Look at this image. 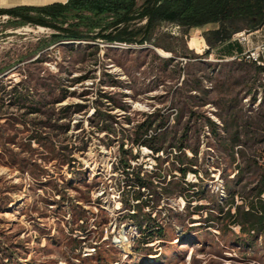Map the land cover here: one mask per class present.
Returning <instances> with one entry per match:
<instances>
[{"label": "rangeland", "instance_id": "374dc122", "mask_svg": "<svg viewBox=\"0 0 264 264\" xmlns=\"http://www.w3.org/2000/svg\"><path fill=\"white\" fill-rule=\"evenodd\" d=\"M10 20L0 17V264H264V70L204 54L212 23L186 34L162 23L153 37L165 50L100 39L45 47L51 28ZM29 75L21 87L43 112L18 132L12 87ZM81 75L89 78L71 82ZM62 89L67 98L52 103ZM74 103L87 107L54 122ZM43 113L52 114L46 135L67 150L5 142L13 134L24 142ZM151 113L148 134L164 147L157 154L130 139ZM9 150L26 158L24 168ZM127 161L129 176L141 172L150 184L141 189L142 232L130 214L138 186Z\"/></svg>", "mask_w": 264, "mask_h": 264}, {"label": "trees", "instance_id": "16d2710c", "mask_svg": "<svg viewBox=\"0 0 264 264\" xmlns=\"http://www.w3.org/2000/svg\"><path fill=\"white\" fill-rule=\"evenodd\" d=\"M5 14L10 16V23L14 26L33 24L51 28L53 32L44 44L45 47L52 44L76 42H85L88 46H91V42L100 39L110 43L127 44H143L148 41H154L157 47L171 50L154 40V32L162 23L175 24L181 27L185 34L190 29L202 28L206 24L212 23L216 26L203 33L208 45L204 54L209 55L214 50H218L224 56L232 57L235 53L242 52V50H239L242 47L241 43L233 39L234 34L240 31H254L264 24V0H142V2L140 0H67L64 3L53 2L43 6L0 8V15ZM93 47L97 51V47ZM235 48L237 51L233 53L232 49ZM256 67L264 70V67ZM87 78L89 77L81 75L71 82L81 83ZM33 80V77L29 75L26 80L22 79L12 87L13 94L10 102L12 106L23 110L20 114L12 113L10 117L12 128L18 132L20 129L16 126L17 124L27 126L29 122H34L30 119L27 120L26 116L43 112L40 107L41 102L34 101L32 98V89H30L29 85L25 86L24 89L21 87L25 82L30 83ZM69 93L68 89H62L59 97L53 99L52 103L64 101ZM86 107L84 103L67 104L61 108V114L57 115L54 122L58 123L59 120L70 116V113L82 112ZM93 114L99 118L98 124L101 129L111 131V125H108V122L112 121L108 118L110 115L102 114L96 106ZM46 115L47 118L45 120L35 122L30 135L24 138V142L18 141L16 134L5 137V142L14 144L26 151L28 148L31 149L32 143H36L50 152L57 151V148L58 151L61 150L62 152L67 150L66 145L57 146L52 141L51 136L46 135L44 129L51 127L52 114ZM155 121V113H151L146 119L138 123L130 139L134 146L138 148L148 147L153 153L157 154L160 151H164L159 134H148ZM208 123L212 127L216 125L210 120H208ZM163 124L165 123H158V126L163 127ZM60 126L63 127V132L69 130L68 124H60ZM119 149L122 155L127 152V149L124 148V143H121ZM9 153L12 160L24 168V164L27 161L26 158L21 157L14 150H9ZM63 157L61 158L62 161H66L69 164L71 159ZM120 161H123L121 156ZM33 165L36 166V164ZM124 165V171L126 172L129 171L126 168L132 167L128 161ZM181 170L184 174L187 171L186 168ZM127 175L138 186V191L133 195V200L137 202L132 204L133 212L130 214L139 222L137 226L142 232V223L139 219L143 209L142 205H140L143 202L141 189L148 188L150 184L147 182L146 177L141 175V172L132 174V177L129 176V172H127ZM262 192H264V182L259 193ZM123 202H125L124 199ZM136 207L138 211L135 210ZM142 217L143 220L151 218L150 216L146 217L144 214H142ZM259 218L261 220L264 219L263 216ZM147 224L149 227L151 226L150 223Z\"/></svg>", "mask_w": 264, "mask_h": 264}, {"label": "built area", "instance_id": "2783aa9c", "mask_svg": "<svg viewBox=\"0 0 264 264\" xmlns=\"http://www.w3.org/2000/svg\"><path fill=\"white\" fill-rule=\"evenodd\" d=\"M2 18H10L9 15H0ZM242 45V52L234 56L248 55V62L262 67L264 61V24L254 31H240L234 34ZM233 36V39H235Z\"/></svg>", "mask_w": 264, "mask_h": 264}, {"label": "crops", "instance_id": "0c3cea01", "mask_svg": "<svg viewBox=\"0 0 264 264\" xmlns=\"http://www.w3.org/2000/svg\"><path fill=\"white\" fill-rule=\"evenodd\" d=\"M66 1L67 0H0V8L5 9V8L18 7V6H43V5L53 3V2H63L64 3ZM239 50H242V47H240ZM236 51H237L236 48L232 49L233 53H235Z\"/></svg>", "mask_w": 264, "mask_h": 264}, {"label": "bare ground", "instance_id": "6f19581e", "mask_svg": "<svg viewBox=\"0 0 264 264\" xmlns=\"http://www.w3.org/2000/svg\"><path fill=\"white\" fill-rule=\"evenodd\" d=\"M192 44H195L196 46H198V41H191ZM237 58L240 59H244L248 61V55H239ZM262 66H264V61H262Z\"/></svg>", "mask_w": 264, "mask_h": 264}]
</instances>
